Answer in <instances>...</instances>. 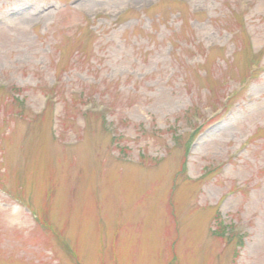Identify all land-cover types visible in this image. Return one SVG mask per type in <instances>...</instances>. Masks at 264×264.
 I'll use <instances>...</instances> for the list:
<instances>
[{"label":"rangeland","instance_id":"374dc122","mask_svg":"<svg viewBox=\"0 0 264 264\" xmlns=\"http://www.w3.org/2000/svg\"><path fill=\"white\" fill-rule=\"evenodd\" d=\"M262 58L264 0H0V264H264Z\"/></svg>","mask_w":264,"mask_h":264}]
</instances>
